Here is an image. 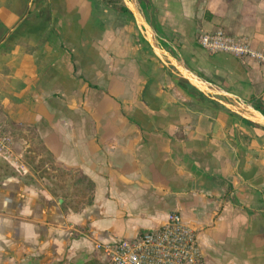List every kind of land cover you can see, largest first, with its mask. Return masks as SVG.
<instances>
[{
	"label": "crops",
	"instance_id": "crops-1",
	"mask_svg": "<svg viewBox=\"0 0 264 264\" xmlns=\"http://www.w3.org/2000/svg\"><path fill=\"white\" fill-rule=\"evenodd\" d=\"M140 2L165 48L264 105L258 61L198 43L223 29L264 51V0ZM149 46L131 12L105 0H0V122L18 165L28 169L32 129L95 184L93 203L67 213L46 181H1L0 264H110L96 242L138 237L173 212L208 264H264V126L230 114L221 96L205 94L225 109L189 94Z\"/></svg>",
	"mask_w": 264,
	"mask_h": 264
},
{
	"label": "built area",
	"instance_id": "built-area-1",
	"mask_svg": "<svg viewBox=\"0 0 264 264\" xmlns=\"http://www.w3.org/2000/svg\"><path fill=\"white\" fill-rule=\"evenodd\" d=\"M198 43L208 52H225L236 58L253 59L264 68V51L252 47L246 37H235L217 29L200 33ZM0 155L15 164L22 163L14 155L13 137L1 122ZM95 249L110 264H208L195 228L184 223L180 214L175 212L158 228L131 239L96 242Z\"/></svg>",
	"mask_w": 264,
	"mask_h": 264
},
{
	"label": "trees",
	"instance_id": "trees-1",
	"mask_svg": "<svg viewBox=\"0 0 264 264\" xmlns=\"http://www.w3.org/2000/svg\"><path fill=\"white\" fill-rule=\"evenodd\" d=\"M105 1L108 4L115 5L116 8L122 11L130 12L124 4H121L122 0ZM143 1L145 2L146 0ZM177 79L179 84L192 96L200 100L211 101L185 79ZM213 103L224 108L217 102ZM254 106L264 113V105L261 102L255 103ZM229 113L238 116L234 112ZM246 121L255 124L251 121ZM26 138L30 142L24 157V163L28 169L22 168L0 155V182L9 177H17L29 185H37L39 180L46 181L48 191L54 197L62 199L61 207L67 213L79 212L87 205L93 203L95 184L88 176L79 169L69 168L58 163L52 152L43 146L41 139L34 130L30 129ZM42 258L43 256L41 255L25 256L19 264H42ZM57 264H60V262ZM80 264H101V261L94 256Z\"/></svg>",
	"mask_w": 264,
	"mask_h": 264
},
{
	"label": "water",
	"instance_id": "water-1",
	"mask_svg": "<svg viewBox=\"0 0 264 264\" xmlns=\"http://www.w3.org/2000/svg\"><path fill=\"white\" fill-rule=\"evenodd\" d=\"M124 2L135 18L137 26L159 59L168 66L173 67L181 78L185 79L190 85L207 94L209 97L215 98L214 96L216 95L221 96L222 99L219 102L225 108L247 120L264 126V113L258 110L252 103L234 95L219 84L202 77L192 70L183 58L174 55L162 45V40L149 22L140 0H124Z\"/></svg>",
	"mask_w": 264,
	"mask_h": 264
},
{
	"label": "rangeland",
	"instance_id": "rangeland-1",
	"mask_svg": "<svg viewBox=\"0 0 264 264\" xmlns=\"http://www.w3.org/2000/svg\"><path fill=\"white\" fill-rule=\"evenodd\" d=\"M121 4H123V2L121 1ZM113 7H115V5H112ZM149 48H150V46H149ZM13 152H14V149H13ZM15 154V153H14ZM2 156V155H1Z\"/></svg>",
	"mask_w": 264,
	"mask_h": 264
}]
</instances>
